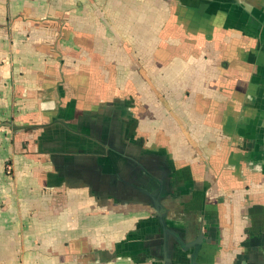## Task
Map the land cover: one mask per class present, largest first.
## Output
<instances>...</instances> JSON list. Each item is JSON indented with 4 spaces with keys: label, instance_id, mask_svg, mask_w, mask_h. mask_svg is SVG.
Masks as SVG:
<instances>
[{
    "label": "crops",
    "instance_id": "0c3cea01",
    "mask_svg": "<svg viewBox=\"0 0 264 264\" xmlns=\"http://www.w3.org/2000/svg\"><path fill=\"white\" fill-rule=\"evenodd\" d=\"M0 264H264V0H0Z\"/></svg>",
    "mask_w": 264,
    "mask_h": 264
},
{
    "label": "built area",
    "instance_id": "2783aa9c",
    "mask_svg": "<svg viewBox=\"0 0 264 264\" xmlns=\"http://www.w3.org/2000/svg\"><path fill=\"white\" fill-rule=\"evenodd\" d=\"M11 170H12L11 166H10V165H7V166H6V171H7V173L10 174Z\"/></svg>",
    "mask_w": 264,
    "mask_h": 264
}]
</instances>
